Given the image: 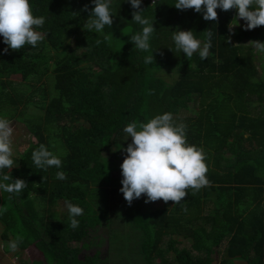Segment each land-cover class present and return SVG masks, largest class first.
Listing matches in <instances>:
<instances>
[{"label": "trees", "instance_id": "1", "mask_svg": "<svg viewBox=\"0 0 264 264\" xmlns=\"http://www.w3.org/2000/svg\"><path fill=\"white\" fill-rule=\"evenodd\" d=\"M174 3L159 0L153 8L142 0L157 30L150 65L143 60L149 53L130 40L141 27L126 0H113L117 13L103 33L85 27L91 0H31L34 14L46 17L45 40L2 54L0 37V115L16 120L30 105L43 112L22 120L36 142L4 170L28 187L19 195L0 190L2 240L20 237L18 251H35L44 264H107L99 252L80 255L91 230L118 218L129 234L112 230L110 241L122 235L135 242L142 264H214L212 252L223 244L217 264H264V68L259 74L251 48L252 41L264 42V26L230 31L234 10L217 9V20L205 21ZM178 29L193 30L201 41L211 31L208 57L178 52L171 39ZM18 76L16 87L11 78ZM191 110V117L178 118ZM164 112L186 124L188 142L204 149L209 184L188 189L179 205L160 200L161 208L147 210L142 194L129 206L119 191L123 149L131 143L123 129ZM40 144L67 153L59 169L66 180L56 178V168L33 164ZM66 199L84 209L75 230L68 212L60 216L57 209ZM180 239L190 241L189 249Z\"/></svg>", "mask_w": 264, "mask_h": 264}, {"label": "clouds", "instance_id": "2", "mask_svg": "<svg viewBox=\"0 0 264 264\" xmlns=\"http://www.w3.org/2000/svg\"><path fill=\"white\" fill-rule=\"evenodd\" d=\"M135 11L132 13V22L140 25L141 30L131 36L130 40L140 52L149 53L143 58L145 64L154 62L152 40L156 33L153 27V18L144 15L142 0H126ZM159 0H152L155 8ZM93 7L88 10V19L85 27L89 32L103 33L105 27H111L116 11L113 0H91ZM177 10L192 9L200 13L205 21L217 20V9L221 11H235L234 23L243 21L244 30H253L264 26V0H175L173 5ZM46 23L45 16L34 14L31 0H0V37L6 47L2 54L9 50L18 51L25 45L35 48L47 36L43 29ZM230 26V31H231ZM213 33L208 31L206 39L201 41L194 35L193 30H177L171 39L175 49L191 59L198 54L201 60L208 57L212 47ZM101 41L96 40L99 45ZM258 53H264V42L252 41ZM171 50V49H170ZM131 143L123 149L126 155L120 165L122 185L119 191L124 200L131 206L134 200L146 198L145 203L162 200L167 203L181 204L188 194V189L199 191L209 184L207 178L208 167L206 153L202 147L190 144L187 139V125L177 122L171 112H164L150 118L147 122L132 121L124 129ZM13 128L5 116L0 115V190L10 194H21L28 184L23 179H13L5 169H12L16 165L13 158ZM66 152H54L45 144H40L31 153L33 164L47 171L56 168V178L66 180L62 168V156ZM70 227L77 229L80 225L78 217L84 215V209L65 200ZM20 237L9 242L10 251L15 252L20 243Z\"/></svg>", "mask_w": 264, "mask_h": 264}, {"label": "rangeland", "instance_id": "3", "mask_svg": "<svg viewBox=\"0 0 264 264\" xmlns=\"http://www.w3.org/2000/svg\"><path fill=\"white\" fill-rule=\"evenodd\" d=\"M243 21H239L237 25L231 26V31L236 29H244L243 28ZM251 31V30H246ZM248 43H246L247 45ZM251 48L254 50L255 55V65L257 66L259 70V74H261V68H264V54L258 53L253 45ZM264 76V73H263ZM50 99L55 96V92L53 90V77L50 78ZM14 85H17L20 83L21 79L20 77H12L11 78ZM191 109H197V106H190ZM194 111H189L187 113H181L178 118L182 119L185 117H191L194 113ZM19 114H15L16 120H12L11 127L13 128V136H12V142H13V149H14V155L13 157H19L22 155L24 150H26L29 146L32 144H35V139L33 136H31L29 130L26 127V124L23 123V121L31 120V117H42L43 112L40 109H37L35 105H30L26 109L20 108ZM21 120V121H20ZM23 120V121H22ZM126 140H130L129 138H126ZM110 153L105 151L103 154L105 158H110ZM126 153L123 152V156H125ZM124 158V157H123ZM123 161V160H122ZM113 178H119V173H113ZM162 203L160 200H157L156 202H150V203H144V207L147 208V210L154 211L157 208H161ZM213 205L210 204V207L212 208ZM57 209L59 210V215L63 216L66 214L67 209L65 206H58ZM114 221L111 222L110 225H107L106 221H102L100 226H97L93 230L90 231L89 238L87 240V244L89 245L88 249L82 251L80 258H83L85 255L93 256L96 252L100 253L101 260H104L107 258L111 262H107V264H142L141 259L138 255L135 254L134 246L136 245L135 242H128L127 239H125V236H118L116 240L110 241V233L112 230L120 231L121 234H129V231L126 229L124 221L115 218ZM2 232L3 227L0 225V264H44L42 261V258L39 257L37 253L34 252L33 256H29L27 253H24L22 251H18V249L15 252L10 251L8 244L10 241H12V238H8L7 240H2ZM134 238V236H132ZM182 246L181 248H187L190 247V241H186L183 239H180ZM77 247H81V244L75 245ZM225 244L219 250H215L212 252L213 260L219 262L221 258L223 257V250L225 248ZM32 254V253H31ZM121 259H119L118 257Z\"/></svg>", "mask_w": 264, "mask_h": 264}]
</instances>
